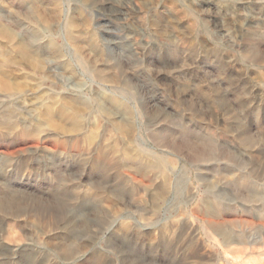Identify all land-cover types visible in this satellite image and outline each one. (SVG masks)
<instances>
[{"label": "rangeland", "instance_id": "obj_1", "mask_svg": "<svg viewBox=\"0 0 264 264\" xmlns=\"http://www.w3.org/2000/svg\"><path fill=\"white\" fill-rule=\"evenodd\" d=\"M0 264H264V0H0Z\"/></svg>", "mask_w": 264, "mask_h": 264}]
</instances>
